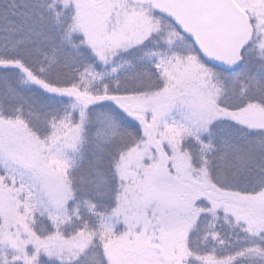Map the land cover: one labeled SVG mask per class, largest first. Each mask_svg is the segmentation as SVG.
Here are the masks:
<instances>
[{"label":"snow or ice","instance_id":"obj_1","mask_svg":"<svg viewBox=\"0 0 264 264\" xmlns=\"http://www.w3.org/2000/svg\"><path fill=\"white\" fill-rule=\"evenodd\" d=\"M0 264H264V0H0Z\"/></svg>","mask_w":264,"mask_h":264}]
</instances>
